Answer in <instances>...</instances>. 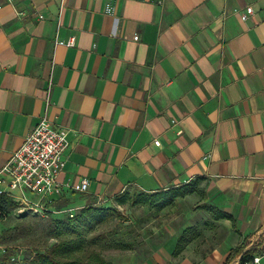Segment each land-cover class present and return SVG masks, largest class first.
<instances>
[{
    "label": "crops",
    "instance_id": "crops-1",
    "mask_svg": "<svg viewBox=\"0 0 264 264\" xmlns=\"http://www.w3.org/2000/svg\"><path fill=\"white\" fill-rule=\"evenodd\" d=\"M0 6V167L47 117L68 132L57 182H88L53 198L55 209L194 187L176 204L199 198L220 238L209 247L187 225L146 264H224L264 225V0ZM193 227L197 238L173 256Z\"/></svg>",
    "mask_w": 264,
    "mask_h": 264
},
{
    "label": "rangeland",
    "instance_id": "rangeland-1",
    "mask_svg": "<svg viewBox=\"0 0 264 264\" xmlns=\"http://www.w3.org/2000/svg\"><path fill=\"white\" fill-rule=\"evenodd\" d=\"M133 193V192H132ZM80 203H87V197H79ZM77 203H75L76 205ZM79 204L72 213L78 215L87 205ZM98 209L111 208L114 213L110 220L87 233L91 238L90 249L99 252L114 264H146L154 248L158 247L171 231L177 233L187 225L201 227L209 247L219 236V227L212 224L213 216L199 198L188 199L156 212L148 207L119 206L115 202L96 204ZM55 219L33 214L19 213L12 209L8 216L0 218V255L6 249L12 250V264H28L31 252H43L56 245L59 238L55 234ZM166 232V233H165ZM125 247V248H124ZM234 264H237L235 262Z\"/></svg>",
    "mask_w": 264,
    "mask_h": 264
},
{
    "label": "built area",
    "instance_id": "built-area-1",
    "mask_svg": "<svg viewBox=\"0 0 264 264\" xmlns=\"http://www.w3.org/2000/svg\"><path fill=\"white\" fill-rule=\"evenodd\" d=\"M6 1L11 5L14 3V0ZM252 12L253 9L247 7L242 12L241 19L245 21ZM55 44L73 47L75 40L56 39ZM68 144V132L56 128L47 117H42L0 167V198L15 203L19 213L41 217L68 214L72 217V212L78 208L55 209L53 206V198L62 196L65 191L84 193L88 188L86 180L76 185L64 186L57 182V177L64 168L62 156ZM155 145L159 146V142L155 141ZM237 264H264V251L250 259L238 260Z\"/></svg>",
    "mask_w": 264,
    "mask_h": 264
},
{
    "label": "trees",
    "instance_id": "trees-1",
    "mask_svg": "<svg viewBox=\"0 0 264 264\" xmlns=\"http://www.w3.org/2000/svg\"><path fill=\"white\" fill-rule=\"evenodd\" d=\"M195 192L194 187L183 186L163 192L145 193L133 192L123 193L116 197L119 206L130 203L134 206H144L156 212L174 207L178 199ZM17 206L6 198H0V218L8 216L9 212ZM206 210L208 208L204 207ZM114 209H98L95 202L82 208L76 216L68 214L50 215V218L65 217L64 220L55 219V234L59 238L56 245L43 252H31L28 264H114L105 259L99 252L90 249L91 238H86L88 232L111 219ZM219 217L218 219H220ZM217 220V218H216ZM197 238L196 228H189L179 236L173 256L180 255L186 246ZM125 248V247H124ZM264 251V225L254 234L245 238L241 244L232 249L224 264H234L238 260H247ZM13 251L6 249L0 255V264H12Z\"/></svg>",
    "mask_w": 264,
    "mask_h": 264
}]
</instances>
